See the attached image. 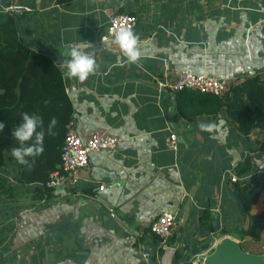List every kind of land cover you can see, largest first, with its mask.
<instances>
[{
  "label": "crops",
  "instance_id": "0c3cea01",
  "mask_svg": "<svg viewBox=\"0 0 264 264\" xmlns=\"http://www.w3.org/2000/svg\"><path fill=\"white\" fill-rule=\"evenodd\" d=\"M0 13L14 16L18 32L29 38L25 44L49 54L59 70L69 46L91 45L83 50L96 67L87 79L66 78L60 70L72 107L68 122L82 138L97 130L119 139L114 149L88 154L74 188L49 193L21 181L0 154V264H154L152 256L155 264H170L176 249L185 254L195 243L216 245L214 236H234L241 216L230 174L257 155L248 147L263 144L258 130L238 135L222 111L187 120L177 111L176 94L158 92L155 80H172L184 69L235 79L233 85L263 75L264 0H0ZM122 13L136 17L140 58L117 66L122 57L107 28L110 16ZM170 131L178 136L176 151L165 147ZM47 153L51 164L54 154ZM257 174L246 178L255 181ZM262 198L264 190L252 214L264 212ZM102 210L128 235L105 228ZM206 210L209 223L201 221ZM162 212L175 213L176 223L157 246L148 225Z\"/></svg>",
  "mask_w": 264,
  "mask_h": 264
},
{
  "label": "trees",
  "instance_id": "16d2710c",
  "mask_svg": "<svg viewBox=\"0 0 264 264\" xmlns=\"http://www.w3.org/2000/svg\"><path fill=\"white\" fill-rule=\"evenodd\" d=\"M71 1L73 0H56L60 5H67ZM20 17L16 16L18 21ZM16 26L14 16L0 13V121L4 123V129L0 131V154H4V166L12 162L17 167L21 181L38 183L45 193H49L52 189L46 186V182L50 173L60 164L61 146L66 134V125L72 115V107L65 93L66 88L63 87L60 70L52 57L43 51L33 52L25 44ZM175 100L178 113L187 120L199 115L213 116L222 111L238 135L248 138L258 130L263 140V144L257 148L248 147V151L257 152V155L254 157V154H249L235 168L238 180L233 183V200L240 209L241 224L234 225L231 230L239 240L240 249L247 252L253 241L260 240L264 231V212L251 213L252 207L258 203L264 190V172H257L259 175L257 174L258 179L255 181L246 178L256 172L260 153L264 150V74L245 78L242 82L232 85L223 97L182 90L176 93ZM24 112L40 116L45 128L50 119L56 120L53 134H45L44 152L40 155L45 156L29 158L30 166L18 164L9 154L12 147L18 146L11 138L10 130L20 121V115ZM59 133L61 138L54 140ZM250 141L248 140V143ZM50 150L54 158L51 164H47L50 159L46 152ZM254 160L258 161L255 163ZM1 182L0 177V184ZM201 221L210 222L208 210L203 214ZM229 230L225 225L221 231L227 235ZM153 236L155 244L160 245L162 239ZM243 244L244 248L241 247ZM209 246V241L195 243L185 254L183 250L176 249L170 264H189L194 254ZM156 254H162L161 247L156 250ZM152 261L155 264V256H152Z\"/></svg>",
  "mask_w": 264,
  "mask_h": 264
},
{
  "label": "built area",
  "instance_id": "2783aa9c",
  "mask_svg": "<svg viewBox=\"0 0 264 264\" xmlns=\"http://www.w3.org/2000/svg\"><path fill=\"white\" fill-rule=\"evenodd\" d=\"M135 24L136 17L134 15H111L107 35L112 38L114 31L127 26H131L134 31ZM234 81L235 79L230 81L207 73L194 74L184 69L177 72L172 80L156 79L155 84L158 92L168 91L169 93L176 94L182 90H191L199 94L223 97L229 91ZM118 142L119 139L117 137L97 130H91L82 138L77 133L73 121L68 122L61 146L60 164L56 170L50 173L46 186L51 189L56 187L74 188L81 178L80 172L88 164V154L114 149ZM178 142L177 134L170 131L165 140V147L176 151ZM256 170L258 173L264 172V150L261 152V158L256 165ZM229 180L234 182L238 178L235 173H231ZM99 189H102V186ZM110 214L112 216L111 212ZM175 223V213L162 212L149 223L148 230L151 234L162 239V245L165 239L171 235ZM214 247L215 243L207 249L194 254L189 260V264H202L205 258L213 251Z\"/></svg>",
  "mask_w": 264,
  "mask_h": 264
},
{
  "label": "clouds",
  "instance_id": "9594fccd",
  "mask_svg": "<svg viewBox=\"0 0 264 264\" xmlns=\"http://www.w3.org/2000/svg\"><path fill=\"white\" fill-rule=\"evenodd\" d=\"M111 39L120 50L122 57L117 59V66L130 65L138 61L140 58L137 49L138 36L131 26L114 31ZM89 47H91L89 43L69 46L66 53L68 59L62 61L60 69L64 77L84 81L94 72L96 61L92 54L83 50ZM55 125V118L50 119L45 128L40 116L30 115L27 112L21 113L20 121L10 130L11 138L18 145L10 149V156L18 164L30 166L29 158L39 157L44 152L45 134L47 132L48 135H52ZM3 129L4 123L0 121V131Z\"/></svg>",
  "mask_w": 264,
  "mask_h": 264
},
{
  "label": "water",
  "instance_id": "95a60500",
  "mask_svg": "<svg viewBox=\"0 0 264 264\" xmlns=\"http://www.w3.org/2000/svg\"><path fill=\"white\" fill-rule=\"evenodd\" d=\"M18 24V28L19 23ZM19 34L24 39L25 36L19 31ZM172 111H174L175 101H172ZM215 148V156L216 159L219 160L221 164V158L218 152L217 142H212ZM102 218H103V225L105 228L112 230L114 233L120 236H127V232H125L124 228L120 226L118 222L111 216V214L102 210ZM213 227L217 230V224L214 221ZM146 256L150 260L149 252L146 251ZM202 264H264V254L257 255L250 252L243 251L239 247V242L231 236H224L222 237L219 242L215 245L213 251L205 258Z\"/></svg>",
  "mask_w": 264,
  "mask_h": 264
},
{
  "label": "rangeland",
  "instance_id": "374dc122",
  "mask_svg": "<svg viewBox=\"0 0 264 264\" xmlns=\"http://www.w3.org/2000/svg\"><path fill=\"white\" fill-rule=\"evenodd\" d=\"M262 204H264V198H262L261 205ZM228 236H231V235H228ZM214 237H215V239L218 240V239H221L222 236L218 235V236H214ZM231 237H233L234 239H236L239 242L238 238H235L234 236H231ZM244 246H245L244 244L241 245L242 248H244ZM250 251H252L253 253H257L259 255L264 254V234H262V236H261V241L257 245H254Z\"/></svg>",
  "mask_w": 264,
  "mask_h": 264
}]
</instances>
